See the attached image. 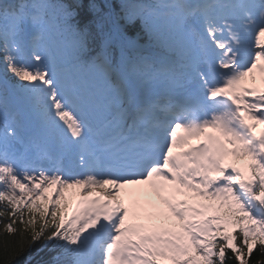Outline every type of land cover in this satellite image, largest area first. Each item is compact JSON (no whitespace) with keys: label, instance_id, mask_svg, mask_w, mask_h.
I'll return each instance as SVG.
<instances>
[{"label":"snow or ice","instance_id":"6c2138e0","mask_svg":"<svg viewBox=\"0 0 264 264\" xmlns=\"http://www.w3.org/2000/svg\"><path fill=\"white\" fill-rule=\"evenodd\" d=\"M0 224L55 264H264V0H0Z\"/></svg>","mask_w":264,"mask_h":264},{"label":"trees","instance_id":"16d2710c","mask_svg":"<svg viewBox=\"0 0 264 264\" xmlns=\"http://www.w3.org/2000/svg\"><path fill=\"white\" fill-rule=\"evenodd\" d=\"M0 233H2V224H0ZM29 239L30 234L28 233H25L23 238L18 234L0 235V264H35L36 258L40 260L49 254L46 248H42L43 241L36 242L29 247ZM5 240L12 241L7 250L3 246ZM21 244H23L22 250ZM255 258L254 254L253 260ZM29 259L32 260L29 261Z\"/></svg>","mask_w":264,"mask_h":264}]
</instances>
